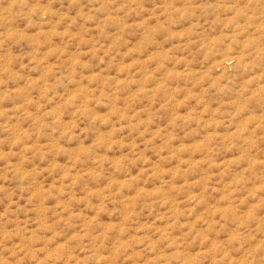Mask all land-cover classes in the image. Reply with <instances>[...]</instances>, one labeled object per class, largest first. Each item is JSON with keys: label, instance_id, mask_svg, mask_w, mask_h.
<instances>
[{"label": "rangeland", "instance_id": "374dc122", "mask_svg": "<svg viewBox=\"0 0 264 264\" xmlns=\"http://www.w3.org/2000/svg\"><path fill=\"white\" fill-rule=\"evenodd\" d=\"M0 264H264V0H0Z\"/></svg>", "mask_w": 264, "mask_h": 264}]
</instances>
